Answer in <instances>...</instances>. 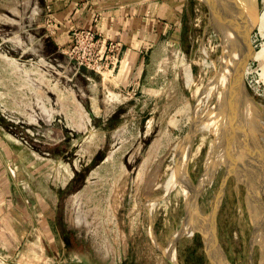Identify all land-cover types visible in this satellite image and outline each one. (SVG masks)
Returning <instances> with one entry per match:
<instances>
[{
  "label": "rangeland",
  "instance_id": "374dc122",
  "mask_svg": "<svg viewBox=\"0 0 264 264\" xmlns=\"http://www.w3.org/2000/svg\"><path fill=\"white\" fill-rule=\"evenodd\" d=\"M253 1L261 17L264 0ZM218 14L208 0H185L176 31L120 86L117 72L79 68L69 43L56 42L50 0H0V156L8 200L31 215L28 231L39 238L28 232L21 251L33 248L39 264H264V180L255 167L264 161V53L255 55L264 25L255 23L244 65L252 107L226 135L239 144L255 116L259 131L243 130L250 136L240 140L245 151L232 147L241 154L234 160L218 140L229 69ZM29 259L0 249V264Z\"/></svg>",
  "mask_w": 264,
  "mask_h": 264
},
{
  "label": "crops",
  "instance_id": "0c3cea01",
  "mask_svg": "<svg viewBox=\"0 0 264 264\" xmlns=\"http://www.w3.org/2000/svg\"><path fill=\"white\" fill-rule=\"evenodd\" d=\"M59 17L56 41L66 47L75 27L92 29L106 39L121 45V64L114 79L116 85L127 86L137 73L145 69L146 53L159 44L165 33L176 31L185 0H50ZM94 15L98 20L94 22ZM80 68V66H79ZM104 76V75H103ZM8 179L0 156V249L12 256L30 257L23 264H39L33 248L21 251L33 222L23 215L22 206L8 200ZM38 225L39 221L35 220ZM26 229L27 232L24 231ZM35 230V229H34ZM37 231V230H36ZM38 233L29 232L37 241ZM29 239V238H28ZM27 245V244H26ZM38 257V256H37ZM11 264H22L14 262Z\"/></svg>",
  "mask_w": 264,
  "mask_h": 264
},
{
  "label": "bare ground",
  "instance_id": "6f19581e",
  "mask_svg": "<svg viewBox=\"0 0 264 264\" xmlns=\"http://www.w3.org/2000/svg\"><path fill=\"white\" fill-rule=\"evenodd\" d=\"M208 2L211 3V6L212 7H215L216 6V8L219 10L218 18H219V21L221 23V26H222L223 32H224V34H223L224 41L223 40L222 41L224 43V53H225V57L227 59V63H225V64H227V68H229V69H226V71H225V77L223 78V80L221 79L223 81V83H225V85L223 84V86L225 87V93H222L221 94L222 95V97H221L222 98V101H220V104L219 105L217 104L219 106V109L221 107V110H224L225 111L226 110L225 107L227 108L226 113H225L226 114L225 115V118H223L224 119V121H223L224 123L221 122V126H219L220 131H218V132H220V133H219V137H218L219 139L218 140L222 141V144L225 145V146H223V147H225L223 153L226 154V151L227 152L229 151L228 152L229 155H232V154H230V153H232L231 149H232V147L235 149L236 148L235 145L238 144V143H236V141L234 140L235 138H233V141L231 140V142L228 141L229 137H228V135H226V133H228L226 129L227 128H231V127H229V124L231 126L234 124V123H232V121L234 120L235 114L237 112H239L241 110H245L246 109V106H248V105H250L252 107V103L250 101H248V99L250 97V96L248 97L249 94L247 95L246 90L239 89V85H238V82H237V78L236 77H237V73H239L238 71L241 68L242 64H243V74L245 72V68H244L245 61L247 60L248 55L250 53V51H249L250 50V47H249L250 46V41H249V35H248L249 30H251L254 27V25H255V23L257 21H259V24H261L262 26L264 25V13L262 14L261 17H258L255 14V12L253 10V4H252V3H254L253 0H208ZM211 14H212V12H211ZM263 53H264V48H263L262 52H260L258 54H255V55L258 58H263L262 57ZM225 64H223V65H225ZM186 73H187L186 74L187 75V81H188V83H191L192 80H193V77H192V72H191V69L189 68V66L187 68V72ZM215 78H217V77H215ZM218 84H220V83H218ZM228 86H230V87L228 88ZM229 89H231L233 91V93H231V95H232L231 96V99L229 97H227L228 96V92H229L228 90ZM210 98H212V97H210ZM230 100H232L231 101L232 103L234 101H236V103H235L236 105L233 103V106L235 105V107H237L238 105H240L241 108H239L238 111L235 110V109L232 111V107L228 109V106H227L228 105V102H226V101H229L230 102ZM250 100H251V98H250ZM251 101L253 102L254 100H251ZM226 103H227V105H226ZM251 107L248 108L247 112L249 111V113H250L251 111H253L255 113L256 110H253V108L255 106H253V108H251ZM218 112H219V110H218ZM217 115H219V114H217ZM254 116H255V114H254ZM214 117H215V115H214ZM219 118H220V116H219ZM253 119L256 120V121L258 120L256 118V116H255V118H252L251 122H248L249 125H244V128L241 126V128H243V130H245V128H249L251 130L250 132L252 133V136L254 137V135H256V137H257V134L258 133L255 134V131L257 132L259 130H256L255 129V127H256L257 124H256V122H254ZM244 121H247V120L244 119ZM238 122L240 124L243 121L241 120V121H238ZM258 123H260V120H258ZM257 126L259 127V125H257ZM207 127H209V126H207ZM243 130L240 131L241 133L237 137V139H238L237 142H239L238 145L241 144L239 146L240 147V150L239 151H241V150H244L245 151V149H246V148L243 149L241 147L242 145L243 146H246V145H244L245 143L242 144L241 141H240L241 138H243L242 136L245 135L246 138H247L248 135L250 136V134L246 135ZM229 132H230V130H229ZM234 136L236 137V134ZM261 136H262V134H261ZM253 140H255V139H253ZM261 140H262V138H261ZM225 141L227 142V144L224 143ZM243 142H245V141H243ZM256 143H258V142H256ZM247 145H248V143H247ZM255 145L256 144H254V146ZM249 146H250V144H249ZM257 146H258V144H257ZM257 146L255 147V149L257 148ZM259 148H260V146L258 147V149ZM254 151L253 152H250L249 155L252 154V156H253L254 155ZM245 153L247 154V151ZM245 153L242 152V154H245ZM258 154L259 153H257V155ZM239 156L236 155V158H235V155H234V157L232 155L230 157L231 158L233 157V159L235 158L234 160H237V159L240 160L241 158H239ZM261 161H262L261 159L258 161L260 165H256V163H255V165H256L255 167L256 168L258 167L257 170H258V172H260V174H259L260 180H262V179L264 180V178H263L264 177V167H263V164H262L264 161L263 162H261ZM223 162H225V161L223 160ZM241 162H242V160H241ZM241 165H243V163ZM176 170H178V169H176ZM256 171H254V172H256ZM256 183H258V182L256 181ZM261 184L264 185V183H261ZM81 220L78 219L76 224H79L81 222Z\"/></svg>",
  "mask_w": 264,
  "mask_h": 264
},
{
  "label": "built area",
  "instance_id": "2783aa9c",
  "mask_svg": "<svg viewBox=\"0 0 264 264\" xmlns=\"http://www.w3.org/2000/svg\"><path fill=\"white\" fill-rule=\"evenodd\" d=\"M121 50L117 41L82 28L71 33L67 52L80 67L98 74H115L121 64Z\"/></svg>",
  "mask_w": 264,
  "mask_h": 264
},
{
  "label": "water",
  "instance_id": "95a60500",
  "mask_svg": "<svg viewBox=\"0 0 264 264\" xmlns=\"http://www.w3.org/2000/svg\"><path fill=\"white\" fill-rule=\"evenodd\" d=\"M253 29V28H252ZM252 29L251 30H249V33H248V35H249V38H250V35H251V32H252ZM252 47V46H251ZM252 50H253V48H252ZM251 59V56H249L248 57V60H246V65H247V63H248V61ZM239 73H237V82H238V85H239V89H242V90H246L247 91V88H246V84H245V79H244V74H243V64H242V66H241V68L239 69V71H238ZM231 91V92H230ZM231 93H233V91L231 90V89H229V92H228V96L227 97H229L230 99H231ZM249 94V93H248ZM232 100H230V102H231ZM231 106H230V105ZM228 104V109L229 108H231L232 107V111L235 109V110H237L238 111V109L239 108H241L240 107V105H238L237 107H235V105L233 106V103L231 102V103H229ZM234 120L237 122V121H241V120H238V118L235 116L234 117Z\"/></svg>",
  "mask_w": 264,
  "mask_h": 264
},
{
  "label": "flooded vegetation",
  "instance_id": "af4514ba",
  "mask_svg": "<svg viewBox=\"0 0 264 264\" xmlns=\"http://www.w3.org/2000/svg\"><path fill=\"white\" fill-rule=\"evenodd\" d=\"M203 3H205V2H203ZM206 4V6L208 7V9H209V6H208V4L207 3H205ZM209 12H210V9H209ZM210 20H211V22H213V16H212V14H211V12H210ZM214 24V23H213ZM214 26L215 27H217L218 28V32L220 33V37H221V47L223 48V55H222V62H223V56H224V43H223V41H224V36L222 35V31L219 29V27L218 26H216L215 24H214ZM223 40V41H222ZM227 60V59H226ZM222 64V63H221ZM222 69V68H221ZM62 235H64V234H62Z\"/></svg>",
  "mask_w": 264,
  "mask_h": 264
}]
</instances>
